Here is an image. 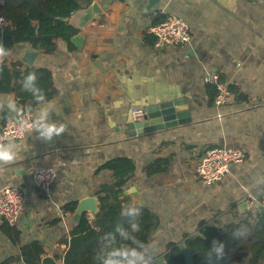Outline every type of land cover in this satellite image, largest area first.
<instances>
[{"label":"crops","instance_id":"crops-1","mask_svg":"<svg viewBox=\"0 0 264 264\" xmlns=\"http://www.w3.org/2000/svg\"><path fill=\"white\" fill-rule=\"evenodd\" d=\"M94 1L104 18L87 17ZM81 2L82 8L69 18L78 33L70 42L60 39L55 53L39 50L31 65L51 71L58 91L49 100L55 104L51 119L65 123L67 131L52 141L35 133L15 139L16 162L0 167V189L18 187L27 197L26 212L14 226L17 241L2 230L7 221L0 218V260L17 257L20 247L39 241L43 256L63 263L65 240L82 214L78 204L91 196L99 204L97 191L111 177L100 168L115 157H129L136 164L124 195L158 217L149 243L155 246V259L171 245L190 248L187 238L204 235L206 224L246 217L252 207L242 210L240 204L252 197L264 199V0ZM169 15L188 23L191 38L185 45H156L150 28ZM27 48L34 47L16 45L3 62H21L18 56ZM209 73L232 88L231 103L215 104L203 82ZM0 96L18 99L15 93ZM178 98L187 99L190 121L130 135L132 107ZM3 123L0 114V127ZM209 147L241 148L246 160L232 164L221 180L204 184L195 169ZM157 158L168 159L169 169L148 176L144 167ZM42 168L56 172L48 195L32 181ZM130 188L135 191L126 193ZM71 203H76L74 212L67 209Z\"/></svg>","mask_w":264,"mask_h":264},{"label":"trees","instance_id":"trees-1","mask_svg":"<svg viewBox=\"0 0 264 264\" xmlns=\"http://www.w3.org/2000/svg\"><path fill=\"white\" fill-rule=\"evenodd\" d=\"M81 8V0H3L0 3V17L4 18V24L0 25V41L8 52L20 43H29L45 54L55 53L60 39L70 42L78 33L69 18ZM29 72L36 74L37 85L45 93L46 100H52L58 91L51 71L44 67H25L20 61L0 64V92L15 93L19 105L25 108L31 105L36 109L38 104L32 95L21 87L23 77ZM207 84L209 92L216 96V86ZM2 114L5 124L8 121L5 118L6 113ZM169 166L168 159L157 158L149 162L144 169L147 175L151 176L167 171ZM101 170L110 171L111 177L103 182L97 191L98 211L92 217L86 213L80 215L71 230L70 238L65 240L67 249L62 257L63 264H91L92 256L100 246L101 237L109 232L114 233L117 226L127 229L131 219L137 220L141 225V233L138 234L141 240L149 244L153 239L158 225L157 215L149 209L133 205L131 197L124 195L128 181L135 176V161L129 157H115L103 164ZM129 206L138 208L140 215L135 218L124 215L123 210ZM67 209L74 212L76 203H71ZM2 230L14 240H18L19 232L8 222L3 224ZM202 233L203 237H188L186 240L194 252L196 264H264L263 204L257 209H251L246 217L225 224H206ZM213 240L224 244L222 257H216L215 253L209 254ZM193 243L203 244V247H197ZM44 253L43 244L34 241L20 247L17 257L0 260V264H9L17 258L22 259L24 264H41ZM164 256L170 264H185L182 249L177 245L167 247Z\"/></svg>","mask_w":264,"mask_h":264},{"label":"clouds","instance_id":"clouds-1","mask_svg":"<svg viewBox=\"0 0 264 264\" xmlns=\"http://www.w3.org/2000/svg\"><path fill=\"white\" fill-rule=\"evenodd\" d=\"M8 55V50L0 41V64ZM22 90L32 95L34 101L40 105L35 110L31 105L24 109L18 105L12 96H0V114L6 113L5 118L12 121L18 130L28 135L35 133L42 141H52L67 131V125L51 119L55 110V104L46 100L45 93L37 85V76L29 72L21 82ZM28 116L25 118L24 112ZM18 158V146L15 137L7 134L0 137V167L12 165ZM123 214L135 218L140 215V210L129 206L123 210ZM141 225L135 220H130V226L126 229L117 226L115 232H109L101 237V243L92 256L91 264H156L155 246L145 243L139 238ZM216 257L224 255V244L213 240L209 254Z\"/></svg>","mask_w":264,"mask_h":264},{"label":"built area","instance_id":"built-area-1","mask_svg":"<svg viewBox=\"0 0 264 264\" xmlns=\"http://www.w3.org/2000/svg\"><path fill=\"white\" fill-rule=\"evenodd\" d=\"M4 24V18L0 17V25ZM151 32L156 37V45H185L191 38L190 28L183 17L169 15L163 21L152 25ZM204 83L214 84L217 88L215 104L218 106L229 104L233 101L232 89L226 82L220 79L216 73H209L203 77ZM134 121L144 118L147 113L146 106H135L130 110ZM25 118L28 116L24 112ZM14 136L15 139L22 138L26 133L18 130L15 124L8 120L0 128V137L5 135ZM246 160V153L236 147H209L201 155L197 163L195 173L197 178L204 184H213L221 180L229 171L232 164L241 163ZM56 172L52 168H42L33 174V185L42 194H50ZM252 209H257L264 204V199L259 201L255 197L249 200ZM27 209V197L18 187H4L0 189V218L5 219L10 225L15 226L20 217Z\"/></svg>","mask_w":264,"mask_h":264},{"label":"water","instance_id":"water-1","mask_svg":"<svg viewBox=\"0 0 264 264\" xmlns=\"http://www.w3.org/2000/svg\"><path fill=\"white\" fill-rule=\"evenodd\" d=\"M87 17L92 19L104 18L102 8L94 1L87 9ZM78 37H74L73 40L76 43L79 42ZM39 50L35 48H27L24 55H19L18 58L21 62L31 66L33 59L38 55ZM147 113L143 119L138 121H132L127 124L130 135L135 136L143 133H149L156 130L165 129L168 127L176 126L181 123H185L191 120L190 111L187 105L186 98H178L167 101H162L156 104H152L146 107ZM135 191V188H130L126 193ZM240 209H248L249 203L244 202L240 204ZM96 213L98 211L97 198L85 197L80 200L77 212ZM182 254L185 258V264H196L194 262V252L190 248L182 250ZM41 264H63L57 261L51 255H45L42 257ZM156 264H170L164 256L156 259Z\"/></svg>","mask_w":264,"mask_h":264}]
</instances>
